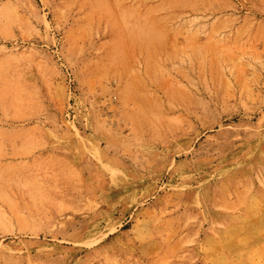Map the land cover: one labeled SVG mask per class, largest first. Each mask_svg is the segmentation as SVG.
Returning a JSON list of instances; mask_svg holds the SVG:
<instances>
[{
	"label": "rangeland",
	"instance_id": "rangeland-1",
	"mask_svg": "<svg viewBox=\"0 0 264 264\" xmlns=\"http://www.w3.org/2000/svg\"><path fill=\"white\" fill-rule=\"evenodd\" d=\"M0 264H264V0H0Z\"/></svg>",
	"mask_w": 264,
	"mask_h": 264
}]
</instances>
